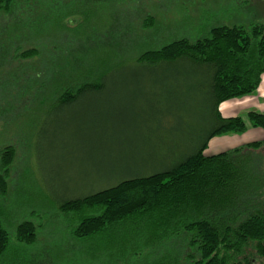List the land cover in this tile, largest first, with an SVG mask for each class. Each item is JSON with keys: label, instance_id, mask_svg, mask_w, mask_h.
<instances>
[{"label": "rangeland", "instance_id": "1", "mask_svg": "<svg viewBox=\"0 0 264 264\" xmlns=\"http://www.w3.org/2000/svg\"><path fill=\"white\" fill-rule=\"evenodd\" d=\"M10 9L0 12V75L7 71V78L14 73L44 85L90 81L103 90L63 104L55 88L25 91L13 83L15 97L0 106V151L15 149L9 192L0 198L10 235L0 264H159L163 255L174 264V254L179 264L178 244L173 255L140 253L131 228L77 240L58 204L84 193L85 184L114 185V179L102 181L109 174L147 175L166 163L164 154L178 160L193 152L195 132L205 124L196 110L192 117L181 114L201 97L193 88L199 80L138 58L182 38L194 42L208 28L264 24V0H17ZM15 47L35 48L39 57L1 58ZM166 112L177 114L164 119ZM23 222L37 227L32 246L16 239ZM233 255L226 254L264 264L251 245Z\"/></svg>", "mask_w": 264, "mask_h": 264}, {"label": "trees", "instance_id": "2", "mask_svg": "<svg viewBox=\"0 0 264 264\" xmlns=\"http://www.w3.org/2000/svg\"><path fill=\"white\" fill-rule=\"evenodd\" d=\"M16 1L0 0V12H10ZM146 26H150L148 20ZM201 35L194 42L182 38L138 58L141 64L174 71V76L199 80L193 88L201 97L195 99V107L181 114L192 117L196 110L205 124L195 132L193 152L178 160L164 154L166 163L148 170L151 173L147 175L143 170L120 177L109 174L102 181L114 179V185L100 188L101 182L85 184L84 193L61 201L58 208L70 217V235L75 239L90 242L113 228H131L140 242L136 251L145 253L144 249H150L152 254L159 249L167 255L172 249L175 252L178 244L179 264H244L226 254L231 251L242 255L250 245L259 257L264 256V141L218 155L204 154L217 136L245 134L247 121L252 128L264 130L263 114L250 112L244 119L224 118L220 112L223 103L250 96L259 89L264 75V24L208 28ZM19 48L5 52L1 58L12 62L39 57L35 48ZM6 74L0 75V106L15 97L14 82L25 91L55 88L63 104L74 103L84 92L103 90L102 85L90 81L57 79L44 85V80L14 78V73L7 78ZM176 114L166 112L164 119ZM14 159L12 145L0 151V198L8 195ZM15 236L20 244L32 246L37 240V227L23 222ZM9 246L10 235L3 225L0 206V263ZM158 261L170 263L164 255Z\"/></svg>", "mask_w": 264, "mask_h": 264}, {"label": "crops", "instance_id": "3", "mask_svg": "<svg viewBox=\"0 0 264 264\" xmlns=\"http://www.w3.org/2000/svg\"><path fill=\"white\" fill-rule=\"evenodd\" d=\"M224 118L243 117L246 119L250 112L264 115V75L256 93L240 99L231 100L220 106ZM264 141V130L249 128L243 135L227 134L213 138L206 148V156L218 155L246 144Z\"/></svg>", "mask_w": 264, "mask_h": 264}]
</instances>
